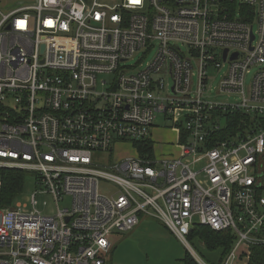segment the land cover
I'll return each instance as SVG.
<instances>
[{"label": "built area", "instance_id": "2783aa9c", "mask_svg": "<svg viewBox=\"0 0 264 264\" xmlns=\"http://www.w3.org/2000/svg\"><path fill=\"white\" fill-rule=\"evenodd\" d=\"M155 47L144 70L122 66ZM224 65L220 91L239 97L227 103L205 97L208 69ZM216 110L256 119L211 146ZM158 114L180 131V153L157 156L155 144L153 157L136 147L118 157L117 145L152 137ZM6 169L33 173L37 189L30 210L0 206V264H108L111 236L146 215L198 264L210 263L189 244L194 225L232 229L219 264H240L244 249L264 245V0H35L0 10V190ZM44 194L53 215L38 209Z\"/></svg>", "mask_w": 264, "mask_h": 264}, {"label": "rangeland", "instance_id": "374dc122", "mask_svg": "<svg viewBox=\"0 0 264 264\" xmlns=\"http://www.w3.org/2000/svg\"><path fill=\"white\" fill-rule=\"evenodd\" d=\"M35 0H0V10L9 12L10 10L26 4H32ZM103 3H114L119 0H99ZM237 17H240V5L236 6ZM186 50V48H184ZM141 50L134 56L122 63L126 68H133L130 73H137L144 70L154 60L157 53V48ZM227 71V65L221 68L210 67L208 69L209 80L205 97L210 98L215 102L227 103L236 101L239 97L235 94L224 93L220 91V82ZM192 75V91H197V68L193 70ZM255 73L253 68L251 73L246 78V84L251 82ZM160 77L162 75H159ZM166 82L172 84L169 75H163ZM174 122L166 119L164 114H158L154 126L152 127V137L156 142L157 156L162 157L166 153H180L174 143L178 138L180 131L173 128ZM176 126L182 127L181 124ZM151 137V138H152ZM130 142L122 145H117L116 149H120L118 157L125 152V155L134 154L133 144ZM101 189L105 191L113 190V186L108 183H102ZM37 189L36 179L33 173H26L24 185L20 194L14 199L12 205L16 206L19 203L25 205L30 203L31 198ZM1 200V193H0ZM47 201V204H44ZM38 209L44 214H55L57 211V203L53 196L49 194L38 195ZM61 208L71 205V198L67 196L64 201L59 203ZM113 251L108 255L110 264H183L182 259L190 250L185 244L172 234L164 224L152 216H143L140 223L133 230L128 232H115L112 236ZM191 247L198 255L207 263L213 264L220 257V250L208 251L202 245H195L189 240ZM191 253V252H190ZM247 258L241 261L240 264H246Z\"/></svg>", "mask_w": 264, "mask_h": 264}, {"label": "trees", "instance_id": "16d2710c", "mask_svg": "<svg viewBox=\"0 0 264 264\" xmlns=\"http://www.w3.org/2000/svg\"><path fill=\"white\" fill-rule=\"evenodd\" d=\"M214 114L216 117L217 115L222 117V125L219 129L211 132V146L222 140L238 135L242 136L251 129L256 119L255 115L238 110L227 112L216 110ZM155 144V140L149 138L135 141L133 147H136L141 155L144 156L147 154L149 157H153ZM26 173L28 172L20 169H6L2 171L3 185L0 190V206L12 205L14 199L20 194L23 188ZM189 240L193 241L195 245H202L208 251L220 250V257L213 263L219 264L234 247L237 235L232 229L217 231L209 226L198 223L192 228ZM111 251H113V245L109 254H111ZM108 255L107 263L110 264ZM245 257L247 258L246 264H264V245H252L244 249L240 256L241 261ZM182 261L183 264H198L189 252H187Z\"/></svg>", "mask_w": 264, "mask_h": 264}, {"label": "water", "instance_id": "95a60500", "mask_svg": "<svg viewBox=\"0 0 264 264\" xmlns=\"http://www.w3.org/2000/svg\"><path fill=\"white\" fill-rule=\"evenodd\" d=\"M253 39H254V35H252V40ZM226 53H227V50H225L224 58H226ZM237 56H238V54H234L233 58H236Z\"/></svg>", "mask_w": 264, "mask_h": 264}]
</instances>
